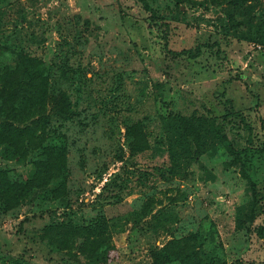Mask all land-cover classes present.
<instances>
[{
  "label": "rangeland",
  "instance_id": "374dc122",
  "mask_svg": "<svg viewBox=\"0 0 264 264\" xmlns=\"http://www.w3.org/2000/svg\"><path fill=\"white\" fill-rule=\"evenodd\" d=\"M172 1L147 0L154 22L136 0L0 1V46H21L57 65L75 111L59 127L70 205L33 197L0 212V264H77L42 237L43 224L68 210L108 218L114 248L103 264H149L151 247L191 231L200 233L205 252L227 264H264V241L250 231L264 214L257 208L245 218L250 189L225 142L213 140L183 176L162 179L157 171L168 164L158 142V114L168 111L214 115L235 148L251 131L264 149V48L240 36L245 24H226L224 4L205 0L178 9ZM258 14L264 18V0H251L236 16ZM196 46L200 52L191 57ZM136 119L143 120L148 147L131 154L124 127ZM0 167L14 178L28 169L2 158ZM247 172L264 194V156L253 158ZM143 204L146 214L133 222Z\"/></svg>",
  "mask_w": 264,
  "mask_h": 264
},
{
  "label": "trees",
  "instance_id": "16d2710c",
  "mask_svg": "<svg viewBox=\"0 0 264 264\" xmlns=\"http://www.w3.org/2000/svg\"><path fill=\"white\" fill-rule=\"evenodd\" d=\"M136 1L150 13V20L154 22L157 13L147 0ZM204 1L173 0L172 3L182 9L187 3L202 4ZM214 1L224 4L222 12L226 24L233 29L245 24L240 36L264 48V18L261 14L256 17L250 15L246 19L236 16H242L245 4L251 0ZM163 24L166 25L165 22ZM199 52L200 48L196 46L194 52L188 51V54L195 57ZM56 74L57 65L29 54L21 46H0V158L28 166L25 175L17 178L11 177L6 167H0V212L13 210L33 197L46 198L63 208L70 205L66 184V137L59 127L60 121L70 118L75 111L68 95L59 86ZM232 111L225 109L224 114ZM158 120V142L163 144L168 158L167 165L157 167L162 179L183 176L190 161L201 155L213 140L225 142V149L232 154L231 162L239 163L240 172L250 189L245 218L251 220L257 208L258 214H264V194L256 186L255 178L247 172L249 167L252 169L253 158L264 156L263 147L254 143L251 131L245 138V144L235 148L224 123L217 122L214 115L175 110L159 113ZM124 135L131 154L148 147L143 120L136 119L126 124ZM71 212H62L61 217L53 218L41 227L42 237L46 238L49 247L67 254L66 258L75 260L77 264L109 261L114 247L108 218L101 212L87 218ZM146 212V204H143L141 209L133 211L132 221H137ZM151 217L155 218L154 222L159 220L154 213ZM250 231L264 241V220L250 227ZM79 255L84 259L82 262ZM149 255V264H227L218 256L204 251L198 231L170 236L160 245L151 247ZM14 262L19 264L18 260Z\"/></svg>",
  "mask_w": 264,
  "mask_h": 264
}]
</instances>
